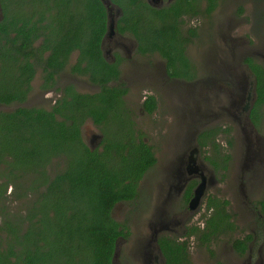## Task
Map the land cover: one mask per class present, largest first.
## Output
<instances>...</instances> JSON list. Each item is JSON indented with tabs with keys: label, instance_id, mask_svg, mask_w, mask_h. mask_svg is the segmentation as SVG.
Segmentation results:
<instances>
[{
	"label": "flooded vegetation",
	"instance_id": "obj_1",
	"mask_svg": "<svg viewBox=\"0 0 264 264\" xmlns=\"http://www.w3.org/2000/svg\"><path fill=\"white\" fill-rule=\"evenodd\" d=\"M88 1L58 2L60 7L45 13L53 1L37 0L29 7L22 0L24 6L17 7L0 0V143L20 139L12 135L13 125L27 129L37 140L52 135L57 145L61 137L73 141L78 135V144L86 145L92 158L109 166L120 162L128 172L137 171L144 154L150 153L153 160L137 179L134 198L117 202L111 210L123 230L116 240L114 264H221L226 259L214 257V250L232 264H264L263 214L260 204H251L246 188L254 185L252 180L264 164L256 161L243 167L242 152H236V146L232 156L211 145L238 119L231 110L239 101L237 92L244 94V104L238 105L241 118L246 119L248 110L250 115L256 94L246 58L253 57L244 55L237 61L230 48L228 55L215 58L207 46V58L206 50L199 51H205L200 73L187 52L204 32L201 21L209 30L211 15H229L236 0H217L209 13L205 0ZM98 5L105 15L104 25L92 19L88 22L92 7ZM97 29H104L98 42L101 60L91 56L86 41L90 35L98 37L91 34ZM234 60L247 73L232 67ZM234 97L237 100L232 103ZM166 100L170 101L168 110ZM263 106L256 111L260 113ZM21 108L34 110L32 118L20 119ZM156 127L159 130L151 135ZM210 128L214 134L205 133ZM236 137L242 150L240 130ZM164 143L168 152L158 151L155 144ZM225 155L230 156L226 161ZM54 161L47 173L65 175L64 161L59 156ZM231 173L233 189L229 185L226 197L221 198L216 175ZM201 182L202 194L190 206ZM13 186L7 184V193ZM222 202L231 223L226 224L224 218L209 222L217 209L221 211ZM230 203L238 210L248 205L249 213L256 215L252 218L255 227L262 228V240L257 239V228L254 233L234 235L230 243H219L221 236L237 229L238 221L227 210ZM206 206L209 214L203 216ZM118 208L123 211L120 216L114 214ZM240 212L237 218L243 219ZM121 247H125L122 259Z\"/></svg>",
	"mask_w": 264,
	"mask_h": 264
},
{
	"label": "trees",
	"instance_id": "obj_2",
	"mask_svg": "<svg viewBox=\"0 0 264 264\" xmlns=\"http://www.w3.org/2000/svg\"><path fill=\"white\" fill-rule=\"evenodd\" d=\"M6 1L12 6H24L22 0ZM27 1L28 6L33 7L32 2L37 0ZM49 1L54 5L48 3L45 13L53 7H60L58 2L66 0H44L46 3ZM216 1L205 0L206 12L216 7ZM92 9L88 22L92 19L94 24L104 25L105 15L101 6ZM45 13L42 18H45ZM103 30H93L91 34L98 37L90 35L86 38L93 51L91 56L100 60L98 42ZM166 33L168 31L162 35ZM246 62L254 77L256 94L250 118L258 125L261 114L256 110L264 105V64L249 57ZM18 112L22 113L20 119H31L34 110L21 108ZM13 126L12 135L20 139L0 143V264H112L116 240L123 230L119 229L122 224L113 218L111 210L117 202L134 198L137 179L153 160L150 153L144 154L137 171L128 172L125 167H120V162L109 166L106 161L92 158L87 146L78 144V135L73 137V141L61 137L57 145L52 135L45 134L44 139L37 140L27 129ZM28 127L34 126L29 124ZM205 133L214 134L215 131L210 128ZM1 136L5 137V134ZM211 145L219 149L216 142ZM7 155H12V158L8 159ZM58 156L64 161L67 173L58 172L53 177L47 173V168L55 166L54 157ZM223 158L226 161L230 156ZM213 163L218 166L217 162ZM135 165V161L130 164L131 170ZM9 183L14 185L11 193L6 189ZM10 195L20 199L22 212H10L3 206ZM224 202L220 205L221 211L217 209L209 222L222 218L225 219L222 221H228ZM259 204L264 225V199Z\"/></svg>",
	"mask_w": 264,
	"mask_h": 264
},
{
	"label": "rangeland",
	"instance_id": "obj_3",
	"mask_svg": "<svg viewBox=\"0 0 264 264\" xmlns=\"http://www.w3.org/2000/svg\"><path fill=\"white\" fill-rule=\"evenodd\" d=\"M234 5L236 6L235 8ZM211 17L212 18L210 20L212 21H210V23H208L209 22L208 21L207 24H211L212 27L210 26L211 28H209L208 30L207 25H205V21L202 20L201 22H203L202 24L204 27V32L203 34H201V36H198V38L194 39L189 44L191 48H189L187 51L189 58L195 63V66L200 70V73L202 70L200 64L202 62V58L204 57L205 51H203L202 53H199V51L201 49L206 50L205 57L207 58L208 52L207 49H205L207 48V46H209V48L212 49L211 52L214 51L215 58L217 57L219 58L223 56L224 53L228 55L229 49L231 48L233 57L237 61H239V59L244 55H251L256 60V62L264 64V0H236V4H232V11H230L229 15L222 16V13H217V15L214 14V16L211 15ZM236 60H234V62L231 63L232 67H235L239 72L243 71L247 73V70L243 68L241 63L237 62ZM248 80L251 81V78ZM245 93L247 94V91ZM174 101L175 98L171 99V104L172 102L174 103ZM169 106H170V101L166 100L165 102V107H167L166 110H168ZM260 113H261V119L259 124L256 125V130L258 131L260 136L264 137V106L260 109ZM236 116L238 119H236L235 121L231 119L232 121L230 122V124L232 127H230L231 128L230 131L222 133L220 136H218L216 141L217 147L218 148L220 147L221 151L224 152V154L229 153L232 156H235L236 149L234 150L235 148L234 146L237 147L236 152L238 151L239 153L244 151V141L241 142V147H242L241 150L238 148L240 141H237V137H236V131L239 130L238 125L242 121V119H241V115L236 114ZM158 130H159L158 127L153 128L151 135H154V133L157 132ZM240 134H242L241 131ZM166 145L167 143H164L161 144L159 147L158 144H155V146L159 148L157 149L158 151L160 150V151L168 152ZM206 149L209 152L211 150V147L209 146ZM234 165L236 166L235 161H234ZM237 168H239V166ZM261 171L262 172H260V174L252 180L254 185L248 184L246 186L248 192V198L251 204L255 207L259 206V201L264 199V167L263 169H261ZM235 173L237 175L236 171ZM233 178L234 175L232 173L231 176L226 175L225 177H221L220 174L216 175V180L218 182L215 183V186H216V191L221 194L219 197L221 198L226 197L224 193L229 192L230 190L229 185H232L231 189H233V181H234ZM29 194H30L29 196L32 195V193ZM227 198L229 200L232 199L231 196H228ZM20 202H21L20 199L13 198L10 195L8 199L4 201L3 206L6 207V209H9L10 212H14V211L22 212V204ZM232 205L233 204L230 203L227 210L230 211L232 215L235 216L234 222L238 221L237 229L234 230L232 234H228L227 237H225V235L221 236L219 243L221 245L224 241L230 243L234 235L244 236L250 233H254V229L257 231V228H259L257 239L262 240L263 239L262 238L263 234L261 230L262 228L255 227L256 222L252 218H255L256 215L254 216L252 215V213H249L250 211L248 205L247 204L243 205L244 207L241 208V210H238L237 207L236 209H234ZM202 206L205 207V204ZM238 211H241L239 215H242L243 219L237 218ZM122 212L123 211L120 208H118L114 211V214L116 216H120ZM126 214L127 213H125V215ZM208 214H209V209L206 206L205 211H203V216H207ZM121 218L122 217H119V219ZM193 243H194V239H191L190 245L192 246ZM121 248L122 250L120 251L119 258L122 259L123 249L125 247H121ZM198 251L202 253L203 249H200ZM214 253L216 254L214 255V257L220 255L221 260H225V259L227 260L221 262V264H232V262H230V259L226 255H221V253L217 252L216 250H214ZM204 254L206 255L205 252Z\"/></svg>",
	"mask_w": 264,
	"mask_h": 264
},
{
	"label": "water",
	"instance_id": "obj_4",
	"mask_svg": "<svg viewBox=\"0 0 264 264\" xmlns=\"http://www.w3.org/2000/svg\"><path fill=\"white\" fill-rule=\"evenodd\" d=\"M239 98V101L237 100ZM237 97L232 99V103L234 102L236 106H231V110H233L234 114H239L238 105L244 104V94L237 92ZM240 115V114H239ZM242 119V118H241ZM239 130L241 131V137L244 141V151L242 152V166L250 167L256 161L264 160V137L260 136L258 131L256 130L255 125L251 122L249 110L247 111L246 119H242V122L239 123ZM264 163V162H263ZM203 182H201L195 189L194 196L190 200V206H193L194 202L200 198L203 189ZM118 255L117 245L115 246L112 264H114L115 259Z\"/></svg>",
	"mask_w": 264,
	"mask_h": 264
}]
</instances>
